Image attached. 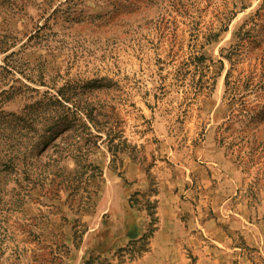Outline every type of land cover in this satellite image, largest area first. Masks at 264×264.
Returning a JSON list of instances; mask_svg holds the SVG:
<instances>
[{"label": "rangeland", "instance_id": "rangeland-1", "mask_svg": "<svg viewBox=\"0 0 264 264\" xmlns=\"http://www.w3.org/2000/svg\"><path fill=\"white\" fill-rule=\"evenodd\" d=\"M58 92L122 151L77 190L4 180L0 264H264V0H0V172Z\"/></svg>", "mask_w": 264, "mask_h": 264}, {"label": "trees", "instance_id": "trees-1", "mask_svg": "<svg viewBox=\"0 0 264 264\" xmlns=\"http://www.w3.org/2000/svg\"><path fill=\"white\" fill-rule=\"evenodd\" d=\"M228 78L227 73L226 92L227 89H231V82ZM97 118L98 120H96ZM106 118V114H101L99 111L98 114L93 115V112L87 109L69 106L68 100L59 92L47 98L45 96L42 116L38 123L40 128L30 136L31 142L33 141V145L37 149L35 162L32 163L24 157L20 159L18 154L17 157L9 156L7 159L9 165L19 162L24 168L20 173L14 172L13 175L0 172V185L12 176L10 181L13 194L15 189L21 187L24 182L37 183L41 177L45 181L73 190L81 188L86 183L89 186L90 180L97 177L100 170H98V166H94L84 159L83 149L87 150L90 146L96 145L98 141H106L108 151L112 155L110 161L112 163L117 160L118 153L122 151L119 148L121 142H114L117 132L113 126L108 125L109 121ZM100 119H104V121ZM91 129L96 134H93ZM18 136L21 139L29 138V135L21 132L18 133ZM28 145L30 147V144L27 143ZM91 192L93 191L89 190L87 194L90 195ZM79 203L83 204L82 207L86 206L81 200ZM80 205L78 207H81Z\"/></svg>", "mask_w": 264, "mask_h": 264}]
</instances>
